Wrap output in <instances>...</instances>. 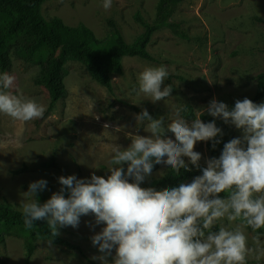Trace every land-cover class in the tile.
<instances>
[{
  "label": "rangeland",
  "instance_id": "obj_1",
  "mask_svg": "<svg viewBox=\"0 0 264 264\" xmlns=\"http://www.w3.org/2000/svg\"><path fill=\"white\" fill-rule=\"evenodd\" d=\"M157 1L112 0L111 7L105 9L104 0H46L41 5V13L45 19L60 17L70 26L83 23L99 40L110 35L109 21H113L125 40L132 43L142 32L135 15L139 13L147 21L153 20ZM170 19L182 23L186 38L167 27L156 31L147 50L157 61L124 56L123 73L111 75L110 90L95 82L81 63L68 61L64 77L66 94L55 103L49 115L21 122L0 114V203L21 210L28 185L41 179L47 181V189L37 194L39 203L59 191L62 186L57 178L62 174L45 165L51 158L78 179L90 178L93 172L107 178L112 146L127 148L131 143L128 133L150 135L146 132L148 122L137 121L135 117L140 113L133 107L146 109L154 119L164 117L165 124L175 118L178 108L184 107L180 115L191 122L196 110L206 108L213 98L232 104L254 93L257 75L264 71V0H183ZM10 57L7 73L15 77L13 94L32 98L47 109V90L34 84L40 64L25 62L16 54ZM160 65L166 66L169 72L164 85H171L172 92L164 100L152 102L151 97L133 88L138 89L137 77L145 67ZM260 103H264V98L257 104ZM200 119L218 124L207 112ZM166 135L175 140L171 132ZM241 136L242 131L230 124L224 144ZM194 150L201 153L199 163L206 166L205 161L210 159L206 141L197 142ZM22 165H25L23 171L14 172ZM123 167L126 170L127 165ZM169 168L154 164L151 176L141 184L163 177ZM219 195L224 197L223 193ZM220 223L229 226L226 219L217 227ZM103 226L96 225L94 215L89 214L80 217L77 228L66 226L59 228V232L79 243L93 257L102 253L92 244L91 237ZM258 231L264 243V228ZM246 234L249 247H253L252 236L256 233L248 228ZM0 259L4 264H86L58 246L52 244L49 248L38 240L26 263L23 239L14 235L4 236ZM107 259L111 264L112 256ZM248 264H264V258H249Z\"/></svg>",
  "mask_w": 264,
  "mask_h": 264
},
{
  "label": "clouds",
  "instance_id": "obj_2",
  "mask_svg": "<svg viewBox=\"0 0 264 264\" xmlns=\"http://www.w3.org/2000/svg\"><path fill=\"white\" fill-rule=\"evenodd\" d=\"M111 5L112 0H104L105 9ZM168 75L164 65L145 67L133 91L151 97L152 102L164 100L172 92L171 85H164ZM14 88L15 77L0 73V114L21 122L42 118L46 106L13 94ZM184 110L178 108L175 118L165 124L164 117L154 119L142 109L135 118L148 122L150 135L128 133L127 148L114 144L107 178L94 172L87 179L60 176L62 187L43 204L36 196L47 189V181L31 182L24 193L27 199L21 203L25 228L34 230L35 221H46L48 236L36 231V239L51 248L59 228H77L81 216L93 214L95 224L104 225L91 237L102 253L91 258L101 264H109V256L111 264H248L249 258H264L258 231L264 228V103L244 98L229 109L213 98L206 108L196 110L191 122L180 115ZM205 112L234 125L242 136L225 143L218 159H207L202 175L191 182L159 191L141 187L154 164L170 166L179 175L181 169L190 171L182 158L187 157L200 168L201 153L194 150L195 144L212 141L215 148L220 143L216 137L223 135L214 121L200 119ZM221 193L226 196L222 198ZM224 219L229 226L220 223L214 231ZM248 228L256 233L253 247L248 245Z\"/></svg>",
  "mask_w": 264,
  "mask_h": 264
},
{
  "label": "trees",
  "instance_id": "obj_3",
  "mask_svg": "<svg viewBox=\"0 0 264 264\" xmlns=\"http://www.w3.org/2000/svg\"><path fill=\"white\" fill-rule=\"evenodd\" d=\"M46 0H0V73L8 72L11 67V54H16L25 62H38L40 69L34 78V84L44 87L49 95V104L41 119L45 118L54 109L55 103L66 94L64 77L66 75L65 64L68 61L81 63L87 69L91 78L98 84L111 89L113 73L122 74V58L126 55L135 56L147 61H157L147 50V45L152 35L161 28H170L176 35L186 38L180 21L171 20L177 5L183 0H158L153 20L147 21L139 13L135 15L136 21L141 25L142 32L134 42L128 43L121 29L113 22L110 35L99 40L94 32L85 24L80 23L70 26L63 22L60 17L53 16L45 19L41 13V5ZM264 22V21H263ZM264 54V51H263ZM264 98V71L257 75L256 88L248 98L258 103ZM235 103L227 104L229 109ZM135 111L141 110L133 107ZM217 127L223 135L217 136L220 143L212 147V141H206L210 158H219L223 144L226 140L229 124L222 119L214 118ZM188 164L190 171L180 170L175 175L169 168L167 173L141 187H152L157 191L168 187L178 186L185 180L202 175L201 169L206 167L200 164V168L191 165L186 157H182ZM46 166L57 169L62 176H69L54 158L45 163ZM25 169V165L14 170L19 173ZM129 182H132L129 180ZM226 196V193H223ZM67 197V192H65ZM47 199L42 198L43 204ZM34 230H28L23 223L22 211L15 209L8 203H0V244L4 236L14 235L23 239L25 262L28 263L36 249V231L48 236L49 229L46 221H35ZM218 230V227L213 229ZM53 245L63 251L72 253L86 264H99L89 256L82 246L64 236L53 238ZM0 264H4L0 259Z\"/></svg>",
  "mask_w": 264,
  "mask_h": 264
}]
</instances>
